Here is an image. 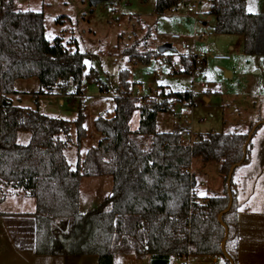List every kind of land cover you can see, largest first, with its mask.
<instances>
[{
    "label": "trees",
    "instance_id": "obj_1",
    "mask_svg": "<svg viewBox=\"0 0 264 264\" xmlns=\"http://www.w3.org/2000/svg\"><path fill=\"white\" fill-rule=\"evenodd\" d=\"M181 0H157L156 13L176 8ZM209 14L215 18L214 31L220 35H239L243 52L264 55V13L247 10V0H211ZM123 54L131 61L149 63L164 53L140 50L139 42L126 47ZM86 53L68 51L62 39L51 43L45 32L43 12L20 11L15 0L0 2V189H21L36 200V244L39 254L98 255L99 264H114L115 255L150 257V264H174L176 256H222L225 230L218 215L229 203L227 177L230 168L244 157L248 133L210 132L193 142H184L183 131L157 130L159 112L168 111V101L195 106V91L166 92L142 106L129 96L130 72L119 74L120 95L115 97L116 118L100 116L95 121L101 138L96 147L78 160L74 168L65 155L71 122L45 115L38 110L14 105L10 96L18 93V79L37 77L42 92L65 93L72 82L81 94L86 74ZM187 74L192 62L181 56ZM92 78V73L86 74ZM101 89L104 86L101 84ZM141 110L138 129L130 120ZM78 140L85 136L84 114L80 108ZM27 131V144L18 142V133ZM148 137L145 148L141 138ZM252 141L247 148V157ZM220 163L224 194L199 198L194 174V158ZM110 175L112 194L99 208L87 213L79 210L83 177ZM223 215L229 227L227 252L237 264L230 248L238 233L236 199ZM224 264H231L227 259Z\"/></svg>",
    "mask_w": 264,
    "mask_h": 264
},
{
    "label": "rangeland",
    "instance_id": "obj_2",
    "mask_svg": "<svg viewBox=\"0 0 264 264\" xmlns=\"http://www.w3.org/2000/svg\"><path fill=\"white\" fill-rule=\"evenodd\" d=\"M194 1L197 3L194 13H189L185 0H181L176 8L157 14V0H102L95 5L91 0H15L20 11L43 12L46 37L51 43L60 37L68 51L86 53L85 73H92L93 77L83 76L81 94H75L76 87L72 82L65 93H58L57 89L44 93L37 77L18 79L14 88L19 92L10 96L11 101L14 105L71 122L65 154L74 168L78 160L82 161L88 150L99 143L101 136L95 121L100 116L109 118L114 112L115 97L121 91L119 74L123 69L130 72L131 98H134L132 92L138 86L143 88L144 96L155 89L160 92L162 88L167 93L197 90L193 100L195 106L182 104L175 98L168 101L169 110L158 113V131L190 130L194 136L210 132L249 133L257 122L264 119V55H247L238 47L234 51L228 50L224 38H232L235 44L240 40L243 45V37H219L223 35L215 33V18L209 14L211 0ZM203 32L208 34L205 39L199 37ZM174 34L182 38L174 39ZM135 42H139L140 50L158 51L166 43L171 44L174 50H167L158 58L153 57L149 63H136L123 54V50ZM187 42L197 51L210 48L215 53L229 52L231 59H208L203 74L196 76L180 72L181 56L188 53L184 47ZM221 68L231 71L232 77L227 78ZM158 69L161 73H156ZM97 82L104 89L97 87ZM205 82L209 83V89L202 87ZM134 99L139 105L146 103L143 99ZM157 99L162 100L160 97ZM80 108L86 132L81 141L78 140L75 123ZM185 114L190 115L191 121L183 119ZM140 118L141 110L137 109L130 120L132 130L138 129ZM183 140L191 142L189 137ZM29 141L30 132L19 133L20 144ZM141 141L145 148L151 143L148 137H142ZM252 157H255L254 162L250 166L245 165L250 172L261 174L264 171V124L253 136L248 161H253ZM191 169L196 184L204 193L208 190L213 193L224 182L218 162L205 163L196 157ZM238 170L239 167L234 176ZM201 183L205 187H201ZM112 189L113 178L110 175L84 179L80 197L82 211L99 208ZM116 264H148V261L122 254L117 257Z\"/></svg>",
    "mask_w": 264,
    "mask_h": 264
},
{
    "label": "crops",
    "instance_id": "obj_3",
    "mask_svg": "<svg viewBox=\"0 0 264 264\" xmlns=\"http://www.w3.org/2000/svg\"><path fill=\"white\" fill-rule=\"evenodd\" d=\"M247 10L253 13H264V0H247ZM203 23L206 24V22ZM219 37H233V35H223ZM224 39L227 42L228 50L234 51L236 47H238L240 51L243 50V45L240 40L235 44L232 38ZM208 51H210V48H208ZM226 54H229V52H226ZM195 92H197V90H195ZM206 100H208L207 96ZM60 101L63 102V99H60ZM254 158L255 157H252L251 159L253 160ZM252 162H254V160L250 162L249 159L245 164L250 166ZM240 167L236 176H233L238 233L236 238L232 241L230 248L236 254L237 264H264V171L262 170L261 174H257L255 171L250 172V168H247L246 165H241ZM190 171L192 172L191 168ZM90 178L91 177H83L81 179L79 193V210L81 213H87L82 211L80 202L82 184L84 179ZM202 184L203 183H201L200 186L205 187V185ZM223 184L217 187L215 191H212L213 193L209 190L205 193L200 191L197 184V195L199 198L223 195ZM35 211L36 200L28 193H24L21 189L10 187H3L0 189V264H99V256L93 254L62 255L37 253L35 248ZM119 255L122 254L118 253L115 255L114 264H116ZM137 259H145L148 261V264H150L149 256L144 258L137 257ZM224 260L222 256L218 255H198L187 258V263L224 264Z\"/></svg>",
    "mask_w": 264,
    "mask_h": 264
},
{
    "label": "built area",
    "instance_id": "obj_4",
    "mask_svg": "<svg viewBox=\"0 0 264 264\" xmlns=\"http://www.w3.org/2000/svg\"><path fill=\"white\" fill-rule=\"evenodd\" d=\"M185 3L187 5V10L189 13H194L197 9V3L194 0H185ZM207 33L203 32L199 35L201 39H205L207 37ZM174 39H181L182 37L178 34L172 35ZM185 49L187 50V54L185 56L192 62L191 67L187 70V73L193 76L203 74L205 64L207 63L208 59L214 60V61H221V60H229L231 58L230 54H223V53H215L210 51H197L194 47L190 45V43H185L184 45ZM186 71V68L182 67L180 72ZM156 73H161V70H156ZM97 87H100L101 84L99 82L96 83ZM202 87L204 89H209L210 85L209 83L205 82L202 84ZM159 95V90H152L150 95L144 96L143 95V88L141 86H138L135 91L132 92V96L134 98H140L145 101L149 99H157ZM117 114L115 112L111 113L109 118H116ZM185 121H191L190 115L185 114L184 118ZM183 137H189L191 139V142L196 141L198 139V136H194L193 133L190 130H184L183 131ZM203 185V184H202ZM174 264H188L187 259L184 257L176 256L173 259Z\"/></svg>",
    "mask_w": 264,
    "mask_h": 264
},
{
    "label": "water",
    "instance_id": "obj_5",
    "mask_svg": "<svg viewBox=\"0 0 264 264\" xmlns=\"http://www.w3.org/2000/svg\"><path fill=\"white\" fill-rule=\"evenodd\" d=\"M102 0H91L92 4H97L99 2H101ZM167 50H174L173 46L169 43H166V44H163L162 46H160L158 48V51L161 52V53H164L166 52ZM224 73H225V76L227 78H231L232 77V72L225 69V68H221ZM264 124V119L257 122L253 127L252 129L250 130V132L248 133V138L243 146V152H244V157L242 159L241 162L233 165L231 168H230V171L228 173V177H227V190H228V197H229V203H228V206L227 208L222 211L219 215H218V221L220 222V224L223 226L224 230H225V234H224V239L221 243V249H222V252L224 254V257L225 259H227L231 264H234V261L232 259V257L230 256V254L227 252V249H226V243H227V240H228V236H229V227L228 225L223 221V215L227 212L230 211V209L232 208L233 206V199H234V196H233V192H232V187H231V181H232V178L234 176V173L236 171V169L238 167H240L241 165H243L246 157H247V148H248V145L249 143L252 141L253 139V136L256 132V130L258 129V127L260 125Z\"/></svg>",
    "mask_w": 264,
    "mask_h": 264
},
{
    "label": "snow or ice",
    "instance_id": "obj_6",
    "mask_svg": "<svg viewBox=\"0 0 264 264\" xmlns=\"http://www.w3.org/2000/svg\"><path fill=\"white\" fill-rule=\"evenodd\" d=\"M85 63H88L87 61H85Z\"/></svg>",
    "mask_w": 264,
    "mask_h": 264
}]
</instances>
